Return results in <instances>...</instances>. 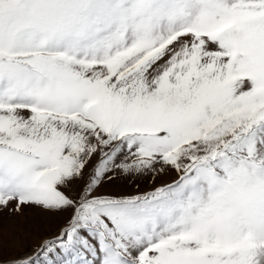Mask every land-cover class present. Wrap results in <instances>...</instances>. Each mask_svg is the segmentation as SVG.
<instances>
[{"label": "snow or ice", "instance_id": "1", "mask_svg": "<svg viewBox=\"0 0 264 264\" xmlns=\"http://www.w3.org/2000/svg\"><path fill=\"white\" fill-rule=\"evenodd\" d=\"M25 208L64 223L0 264H264V0H0V214Z\"/></svg>", "mask_w": 264, "mask_h": 264}, {"label": "rangeland", "instance_id": "2", "mask_svg": "<svg viewBox=\"0 0 264 264\" xmlns=\"http://www.w3.org/2000/svg\"><path fill=\"white\" fill-rule=\"evenodd\" d=\"M170 181V177L158 178L154 185L141 181L139 189L130 183L123 191L128 194L150 192L153 187ZM100 191L116 193L122 191V189L118 185H105ZM0 217H2L0 219V240L5 243L15 241L17 247L13 251L19 252H31L42 239L49 238L57 233L65 219V217L52 216L33 208H25L20 214L11 217H9L7 210H5L0 214Z\"/></svg>", "mask_w": 264, "mask_h": 264}]
</instances>
